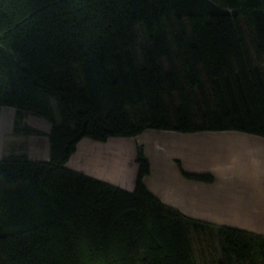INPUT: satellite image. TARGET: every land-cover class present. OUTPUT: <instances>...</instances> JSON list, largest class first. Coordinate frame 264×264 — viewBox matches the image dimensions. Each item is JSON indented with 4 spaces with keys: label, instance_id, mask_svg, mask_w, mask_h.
<instances>
[{
    "label": "trees",
    "instance_id": "trees-1",
    "mask_svg": "<svg viewBox=\"0 0 264 264\" xmlns=\"http://www.w3.org/2000/svg\"><path fill=\"white\" fill-rule=\"evenodd\" d=\"M3 106L17 131L40 132L28 114L52 128L49 160H0V264H195L190 235L211 228L147 188L142 146L133 190L66 163L85 136H264V0H0ZM216 230L218 264H264V234Z\"/></svg>",
    "mask_w": 264,
    "mask_h": 264
},
{
    "label": "crops",
    "instance_id": "crops-1",
    "mask_svg": "<svg viewBox=\"0 0 264 264\" xmlns=\"http://www.w3.org/2000/svg\"><path fill=\"white\" fill-rule=\"evenodd\" d=\"M1 109L0 160L21 153L30 160H49L52 124L48 118L26 115L25 124L40 132L25 134L17 131L14 117L9 128H2ZM139 146L150 163V173L143 181L163 203L214 230L230 226L264 234L263 135L241 130L184 133L146 128L134 136L106 140L85 136L77 142L66 165L133 190L139 172ZM184 172L210 173L212 179L192 178Z\"/></svg>",
    "mask_w": 264,
    "mask_h": 264
},
{
    "label": "rangeland",
    "instance_id": "rangeland-1",
    "mask_svg": "<svg viewBox=\"0 0 264 264\" xmlns=\"http://www.w3.org/2000/svg\"><path fill=\"white\" fill-rule=\"evenodd\" d=\"M218 1L219 0H217V2ZM244 21L245 19L243 17H240V22L242 26L245 28L246 22ZM136 27H137L138 43H139L138 52H140L141 47L147 44L148 39L143 26L139 24ZM178 99H179L178 96L175 94L174 100L177 102V104H179ZM3 107L4 109L2 108L3 111L1 116V125L3 129H6L9 128L10 126L9 121H11L13 117L16 118L17 109L13 106L10 107L3 106ZM137 110L135 108L131 109V114L133 118L137 117L136 114ZM216 234H217V230L214 229H207L205 232L203 231L192 232L190 236L192 239V245H193L192 248H193V256H194L195 264H218V262L222 260L220 239Z\"/></svg>",
    "mask_w": 264,
    "mask_h": 264
}]
</instances>
